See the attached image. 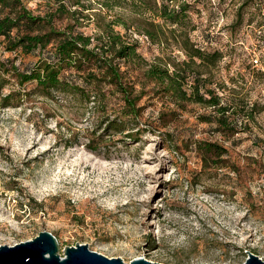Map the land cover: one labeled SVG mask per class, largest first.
Here are the masks:
<instances>
[{"label":"rangeland","instance_id":"obj_1","mask_svg":"<svg viewBox=\"0 0 264 264\" xmlns=\"http://www.w3.org/2000/svg\"><path fill=\"white\" fill-rule=\"evenodd\" d=\"M25 1L35 14L44 13V2ZM181 3L188 11L180 24L165 26L163 46L135 35L139 53L149 62L158 56L183 61L186 34L195 46L222 52L214 80L261 110L252 128L222 136L201 122L210 110L191 104L169 129V139L186 147L170 150L158 119L162 103L150 100L141 119L147 129L135 142L127 137L135 122L121 117L118 97L102 107L93 98L83 104L60 93L48 100L34 84L23 90L4 70L30 71L49 53L24 56L0 47V103L17 94L13 105L0 106V246L47 231L61 255L79 243L127 264L137 258L243 264L248 253L264 261V0L169 5L178 10ZM142 73L136 68L130 77L141 82ZM116 118L122 131H108L107 119ZM197 142L217 143L229 153L204 167Z\"/></svg>","mask_w":264,"mask_h":264},{"label":"trees","instance_id":"obj_2","mask_svg":"<svg viewBox=\"0 0 264 264\" xmlns=\"http://www.w3.org/2000/svg\"><path fill=\"white\" fill-rule=\"evenodd\" d=\"M40 1L46 7L43 14H35L25 0H0V47L24 56L49 53L30 71L22 73L15 66L4 70L12 71L23 90L34 84L48 100L60 93L76 96L83 104L93 98L102 107L118 97L121 117L135 122L136 128L127 133L135 142L147 129L141 127L147 102H161L160 130H165L161 134L170 150L186 147L183 141L179 146L169 139V129L170 121L180 120L188 105L210 110L200 117L201 122L230 138L250 130L261 112L255 104L233 98L216 84L214 71L223 60L222 52L195 46L187 34L181 42L186 55L183 61L158 56L149 62L139 53L140 41L135 35L163 46L169 37L165 26L184 20L187 4L174 10L169 5L174 0H161V4L159 0ZM87 28L94 32L86 34ZM136 68L143 70L141 82L130 77ZM15 96L16 92L3 96L0 106L10 107ZM107 121L108 131H122L119 118ZM195 150L204 167L209 159L218 163L229 153L212 142H197Z\"/></svg>","mask_w":264,"mask_h":264},{"label":"water","instance_id":"obj_3","mask_svg":"<svg viewBox=\"0 0 264 264\" xmlns=\"http://www.w3.org/2000/svg\"><path fill=\"white\" fill-rule=\"evenodd\" d=\"M248 253V252H246ZM0 264H127L121 258H108L90 250L88 245L76 244L67 247L60 254L57 238L50 232L43 231L34 239L14 246H0ZM129 264H160L144 258L132 260ZM243 264H264V261L253 253Z\"/></svg>","mask_w":264,"mask_h":264}]
</instances>
